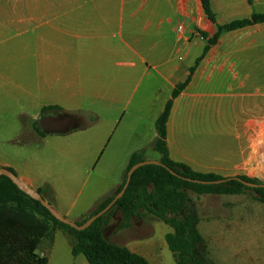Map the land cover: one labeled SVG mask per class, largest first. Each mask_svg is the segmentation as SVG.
<instances>
[{"label": "crops", "instance_id": "1", "mask_svg": "<svg viewBox=\"0 0 264 264\" xmlns=\"http://www.w3.org/2000/svg\"><path fill=\"white\" fill-rule=\"evenodd\" d=\"M212 10L216 24L201 0H0V168L13 170L35 190L49 186L64 210L54 207L68 219L87 217L122 184L135 152L145 150L147 160H160L150 156L156 152L157 118L207 45L206 40L176 44L178 23L198 25L210 39L217 25L264 13V0H212ZM185 91L168 122L171 158L225 179L263 177L264 158L254 162L251 140L246 144L240 137L264 124V23L223 34ZM51 106L62 111L44 112ZM50 116L68 122L49 130L45 120ZM207 119L211 125L192 129L193 121L200 126ZM118 130L120 157H115L119 145L111 142ZM194 131L219 137L218 146L191 145L183 136ZM101 164L116 166L118 178L107 187V176L97 172L91 187L86 191L85 182L78 192L77 168ZM156 221L151 216L133 227L145 230ZM130 228L113 232L125 243L116 245L150 264H169L161 240L132 241ZM59 232L48 252L49 264L59 260ZM172 232L162 233V240ZM241 251L248 255L244 264L256 259L252 245ZM69 252L74 258L72 243ZM81 256L73 263L89 264Z\"/></svg>", "mask_w": 264, "mask_h": 264}, {"label": "trees", "instance_id": "2", "mask_svg": "<svg viewBox=\"0 0 264 264\" xmlns=\"http://www.w3.org/2000/svg\"><path fill=\"white\" fill-rule=\"evenodd\" d=\"M247 1L253 3V0ZM201 2L208 19L216 24L212 0H201ZM262 23H264V13L255 14L249 19L217 25L216 34L207 40L203 53L189 69L187 78L174 88L163 112L157 118V137L153 142V149L160 155L158 161L182 178L202 181L225 179L213 173L196 172L187 164L176 162L171 158L168 148V122L175 100L190 85L200 63L211 46L216 45L223 34ZM206 28L210 29V25ZM203 37L208 38L205 34ZM48 111H62V109L51 106L44 109V112ZM96 120L95 116L91 117V122ZM146 160L145 150L135 152L130 157L124 172L123 182L115 193L100 201L87 217L74 222L82 225L106 208L122 191L130 169ZM9 170L14 173L13 170ZM239 178L254 184H264L245 176ZM37 191L54 207L51 199L47 197L48 195L53 197L49 186ZM247 191L254 192L256 200L264 205V188H250L234 178L218 185L196 184L172 175L165 167L146 165L133 174L124 196L107 214L97 219L86 230L78 231L57 220L40 202L21 191L8 177L0 176V264H49L48 255L41 257L39 250L47 242L49 252L58 231L70 237L73 257L82 255L89 264H150L143 256L105 238L104 229L110 222L114 208H117L122 215L120 227H128L134 218H141L144 215H151L169 226L173 232L166 235V243L174 255L175 264H217L210 257L206 240L200 232V213L190 207L189 193L242 195Z\"/></svg>", "mask_w": 264, "mask_h": 264}, {"label": "rangeland", "instance_id": "3", "mask_svg": "<svg viewBox=\"0 0 264 264\" xmlns=\"http://www.w3.org/2000/svg\"><path fill=\"white\" fill-rule=\"evenodd\" d=\"M180 27L182 28L181 31ZM204 34L207 33L200 26L188 25L187 23L182 21L177 25L176 37H178V41L175 43L179 45L183 43L191 45L197 40H206L207 42L208 39H205L203 37ZM209 58L210 63L215 62V59L212 60V57L210 56ZM141 59L148 60L147 57L143 56L141 57ZM224 59L226 60V58ZM146 62L148 63L147 65L149 66V68H154V63L152 64V62ZM201 64L202 62L200 63V65ZM212 122L213 120L207 119V121H202V124L198 126L196 121H193L191 123V127L193 130H197L203 125H205L204 127H206L207 125H211ZM261 128H254L252 132L250 131L251 134L248 132L245 137H240L242 138V140L246 139V144H248L247 141L249 142L251 140L250 154L254 162L257 161L259 156H262V158H264V124L263 128ZM183 138L189 139V143L191 145H200L207 148L218 146V142H220L219 137L208 135L203 136L202 134H198L197 131H194L190 135H185L183 136ZM119 140L120 130H118L114 134L111 142L113 145H119V150H115V152L113 153L115 157H120V144H118ZM242 140L238 141L237 143L240 144L241 142H243ZM231 145L233 147L236 146V141H232ZM259 146L260 149H258ZM111 153L112 152L108 151V157ZM154 155H156L157 157L160 156L157 152L150 153V156ZM94 170H96V172H93ZM97 172L103 173V175L107 176V187L111 186L113 184V181L116 180L119 176V169H117L116 166L109 165L107 167H103V164H101L96 169L78 167L77 177L79 179L76 185L77 191L82 192V188L85 185V182H87V191V189H89L94 181L98 178ZM89 173L91 175L88 178ZM252 178L254 179V177ZM259 181L264 183V176L260 177ZM189 195L191 197L190 207L197 209L200 213L201 222L199 225V229L206 239L210 257L217 264H244V260L248 255L245 251L241 250L247 245H252L255 248L256 258H251L248 264H264V205L256 200L254 192L247 191L242 195H198L190 192ZM47 197L51 199L53 205L56 206L58 210H64V207L61 203L59 205H56L55 200L51 195H48ZM66 202L68 203V201ZM121 216L122 215L120 214L119 210L117 208H114L110 216V220L113 218V221L110 225L107 224L104 229L107 240L118 245L125 244L117 241L113 235L114 231L124 230L126 228L119 227L120 225L118 226V223L121 224L122 222L120 218ZM150 218L151 216L144 215L141 218H134L132 220L131 224L129 225V227H131L130 233H132V235H130V239L132 241L147 240L150 238L161 240V243L165 247L164 249L168 252L169 255L165 260L169 264H175L173 255L168 249L165 239L162 240L161 237L162 233H164L166 230L172 232V229L170 227H168L161 221H156L153 224H149L145 230L133 227L136 222L142 220V222L140 223L144 224V222L148 221ZM71 243L72 241L69 236L65 235L63 232H59L55 249L57 253H60V255L58 254L59 260L56 264H66V251L68 252L67 255L69 257L68 264H74L73 259L75 257L72 258L69 252ZM251 250H248L250 251L248 253H251ZM39 255L41 257H46L48 255L47 242H45V245L41 246ZM81 259H83V261L87 263L84 256H81ZM257 259L259 261H257Z\"/></svg>", "mask_w": 264, "mask_h": 264}, {"label": "water", "instance_id": "4", "mask_svg": "<svg viewBox=\"0 0 264 264\" xmlns=\"http://www.w3.org/2000/svg\"><path fill=\"white\" fill-rule=\"evenodd\" d=\"M146 165H158V166L165 167L166 169H168V171L172 175H174L178 178L184 179L188 182H192V183H196V184L218 185V184L225 183L229 180V179H224V180H220V181H202V180H194V179H189V178H182L177 173H175L172 169L168 168L166 165H164L160 161L146 160V161H143L141 163L136 164L135 166H133L130 169V171L128 172V175H127L126 183H125L122 191L115 196L113 201L106 208H104L102 211H100L97 214L90 217L82 225H79L76 222H74V221L68 219L67 217L63 216L56 208H54L52 205H50L37 190L33 189L26 180L20 179L16 174H14L9 169L0 168V176L8 177L15 185H17V187L21 191H23L25 194H27L28 196H30L34 200L40 202L42 204V206L45 207L60 222L66 224V225H69L70 227H72L78 231H83V230H86L87 228H89L97 219H99L103 215L107 214L116 205V203L124 196L127 188L129 187L130 182H131L132 177H133V174L140 167H143ZM234 179L238 180L239 182L243 183L244 185H246L247 187H250V188H264V184H254L251 182L244 181L243 179H241L239 177H235Z\"/></svg>", "mask_w": 264, "mask_h": 264}, {"label": "flooded vegetation", "instance_id": "5", "mask_svg": "<svg viewBox=\"0 0 264 264\" xmlns=\"http://www.w3.org/2000/svg\"><path fill=\"white\" fill-rule=\"evenodd\" d=\"M67 119H62L61 117L53 118L49 117L45 120V126L47 129L51 130L53 127H63L65 126V123H67Z\"/></svg>", "mask_w": 264, "mask_h": 264}, {"label": "built area", "instance_id": "6", "mask_svg": "<svg viewBox=\"0 0 264 264\" xmlns=\"http://www.w3.org/2000/svg\"><path fill=\"white\" fill-rule=\"evenodd\" d=\"M182 30V28L180 27V31Z\"/></svg>", "mask_w": 264, "mask_h": 264}]
</instances>
